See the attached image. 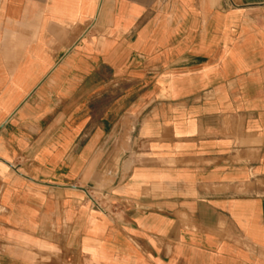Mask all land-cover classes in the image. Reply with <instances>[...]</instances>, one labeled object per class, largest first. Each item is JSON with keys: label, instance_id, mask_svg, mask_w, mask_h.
Returning a JSON list of instances; mask_svg holds the SVG:
<instances>
[{"label": "crops", "instance_id": "0c3cea01", "mask_svg": "<svg viewBox=\"0 0 264 264\" xmlns=\"http://www.w3.org/2000/svg\"><path fill=\"white\" fill-rule=\"evenodd\" d=\"M0 264H264V0H0Z\"/></svg>", "mask_w": 264, "mask_h": 264}, {"label": "built area", "instance_id": "2783aa9c", "mask_svg": "<svg viewBox=\"0 0 264 264\" xmlns=\"http://www.w3.org/2000/svg\"><path fill=\"white\" fill-rule=\"evenodd\" d=\"M87 202L91 208L113 215L116 212V204H113L109 194L101 191L86 190Z\"/></svg>", "mask_w": 264, "mask_h": 264}]
</instances>
